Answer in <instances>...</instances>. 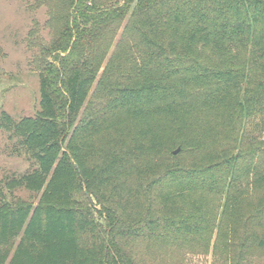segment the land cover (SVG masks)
I'll return each instance as SVG.
<instances>
[{"label":"trees","instance_id":"1","mask_svg":"<svg viewBox=\"0 0 264 264\" xmlns=\"http://www.w3.org/2000/svg\"><path fill=\"white\" fill-rule=\"evenodd\" d=\"M66 6L38 109L0 114L33 162L0 180V264H136L138 238L213 231L246 264L264 250V0Z\"/></svg>","mask_w":264,"mask_h":264},{"label":"rangeland","instance_id":"2","mask_svg":"<svg viewBox=\"0 0 264 264\" xmlns=\"http://www.w3.org/2000/svg\"><path fill=\"white\" fill-rule=\"evenodd\" d=\"M95 1L100 7H105L121 5L124 0ZM66 14V0H0V114L5 112L18 120L33 115L38 109L39 72L44 60L51 59L44 48L63 28ZM127 17L128 14L115 23V29L110 31L109 28L102 35L112 40L109 53ZM14 144L15 139L9 138L8 133L0 128V180L10 174L19 175L33 165L28 154L14 150ZM14 195L32 198L24 188L16 189ZM214 233L200 239L138 238L128 247L136 264H232L224 250L212 247ZM246 264H264V250L252 254Z\"/></svg>","mask_w":264,"mask_h":264},{"label":"water","instance_id":"3","mask_svg":"<svg viewBox=\"0 0 264 264\" xmlns=\"http://www.w3.org/2000/svg\"><path fill=\"white\" fill-rule=\"evenodd\" d=\"M178 151H179V147H178V148H176V149L173 151V154H177V153H178Z\"/></svg>","mask_w":264,"mask_h":264}]
</instances>
